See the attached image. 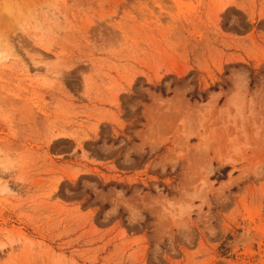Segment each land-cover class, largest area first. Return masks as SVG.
<instances>
[{
  "label": "rangeland",
  "instance_id": "1",
  "mask_svg": "<svg viewBox=\"0 0 264 264\" xmlns=\"http://www.w3.org/2000/svg\"><path fill=\"white\" fill-rule=\"evenodd\" d=\"M0 264H264V0H0Z\"/></svg>",
  "mask_w": 264,
  "mask_h": 264
},
{
  "label": "bare ground",
  "instance_id": "2",
  "mask_svg": "<svg viewBox=\"0 0 264 264\" xmlns=\"http://www.w3.org/2000/svg\"><path fill=\"white\" fill-rule=\"evenodd\" d=\"M251 234V233H250ZM253 237H252V235L250 236V235H248V234H245V235H243L240 239H239V243L238 244H242V243H244V244H247L248 242H252L253 240ZM255 239V238H254ZM237 245V244H236ZM236 245H234V246H236ZM239 246V245H238ZM237 247V246H236ZM236 247H234V250L236 249L237 250V248ZM243 249V248H242ZM247 249H249L248 248V246L247 245H244V250H247Z\"/></svg>",
  "mask_w": 264,
  "mask_h": 264
}]
</instances>
